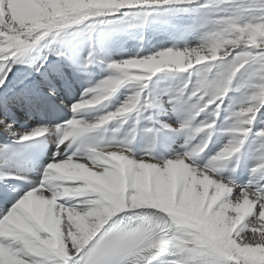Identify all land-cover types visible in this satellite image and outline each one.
<instances>
[{
  "label": "snow or ice",
  "instance_id": "snow-or-ice-1",
  "mask_svg": "<svg viewBox=\"0 0 264 264\" xmlns=\"http://www.w3.org/2000/svg\"><path fill=\"white\" fill-rule=\"evenodd\" d=\"M95 65L70 116L14 130ZM258 117L264 0H0V153L56 148L27 190L0 186V264H264Z\"/></svg>",
  "mask_w": 264,
  "mask_h": 264
},
{
  "label": "bare ground",
  "instance_id": "bare-ground-1",
  "mask_svg": "<svg viewBox=\"0 0 264 264\" xmlns=\"http://www.w3.org/2000/svg\"><path fill=\"white\" fill-rule=\"evenodd\" d=\"M152 37V31L150 28L146 29L144 31V39H129L124 44V48L126 50L134 51L136 49V46L143 45L147 47L146 41ZM160 42L163 43V39L159 38ZM196 37H190L189 40L191 43L196 42ZM156 41H154L155 43ZM166 46H170V44H167ZM87 54V50L85 49L84 55ZM128 54L127 51L121 52L118 48H114L111 50L109 55L113 56L114 58H119L123 55ZM50 60L53 62L57 61V58L55 56H50ZM22 69H24L23 72H18L17 76H25L28 78H31L32 76H38V73H35L31 68H28L27 66H18ZM63 70L65 73H71V68H69L66 64L63 66ZM15 72L16 69H13ZM90 75L87 73H81L79 76L72 77L73 83L72 88L76 92V99H70L68 97V92L61 90V96L60 98L56 99L59 104H61L63 107L65 105L71 104L73 101L78 100L81 92L84 91V89L90 84H95L100 79L104 78L107 75L106 69L100 65H95L90 69ZM179 81V77H177V82ZM22 80H16L15 83H22ZM59 83V81H58ZM58 108V107H57ZM66 108V107H65ZM68 110V108H66ZM42 114L29 112L26 109H21L19 111L18 120L14 126V130L17 133H22L23 131L30 130L31 128L35 127L38 120L42 118ZM46 121L52 120L53 113H49L45 116ZM160 119L168 120V121H174L176 117L169 113L168 115H159ZM260 119V117H258ZM45 122V123H47ZM24 125V128H21L20 126ZM2 133H0V136ZM7 135V134H6ZM9 137V135H7ZM183 143V137H177L171 147L173 149L178 148ZM146 146V142L144 140H141L138 138L137 144L134 145V147L138 148H144ZM50 157V154H48L44 160L42 161H27L25 159L19 158L16 154H13L11 152L9 153H0V171H7V172H14L18 173L19 175L26 176L27 179H12L11 177L5 178L4 180H0V182L7 183L8 185L12 186L13 188H16L18 190L23 189L27 190V187H30V182L36 181L39 178V170L43 168V165L47 162L48 158ZM246 175V173H245Z\"/></svg>",
  "mask_w": 264,
  "mask_h": 264
},
{
  "label": "rangeland",
  "instance_id": "rangeland-1",
  "mask_svg": "<svg viewBox=\"0 0 264 264\" xmlns=\"http://www.w3.org/2000/svg\"><path fill=\"white\" fill-rule=\"evenodd\" d=\"M75 91V90H74ZM261 118H264V117H260V119ZM43 121H45V119L43 118V119H41V121L40 122H43ZM21 128H24L25 126L24 125H21L20 126ZM7 135L6 134H4V137H6ZM2 137V136H1ZM11 138H13V137H11ZM13 139H15V138H13Z\"/></svg>",
  "mask_w": 264,
  "mask_h": 264
}]
</instances>
